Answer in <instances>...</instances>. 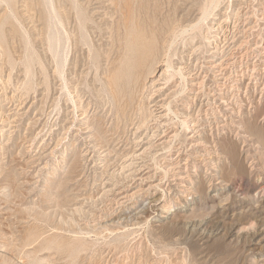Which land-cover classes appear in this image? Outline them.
Returning <instances> with one entry per match:
<instances>
[{
	"label": "rangeland",
	"instance_id": "obj_1",
	"mask_svg": "<svg viewBox=\"0 0 264 264\" xmlns=\"http://www.w3.org/2000/svg\"><path fill=\"white\" fill-rule=\"evenodd\" d=\"M75 1L83 7L92 1L90 15L87 13L93 19L92 26L95 21L101 25L108 20L113 27L107 29L108 25H103L100 32L94 24L90 32L76 31L73 42L66 44L65 71L69 69L71 92L75 91L73 84L86 63L96 62L101 72H106V55H101L98 47L102 46L103 51L111 47L110 39L124 18L122 8L127 3L133 20L137 19L139 9L143 13L157 11L162 16L173 12L176 6L185 27L198 24L190 29L195 42L186 48V56L195 58L196 66L205 61L203 45L209 44L199 34L211 37V41L217 40L214 46L218 52L212 64L223 66L214 68L216 75L211 82L217 109L212 119L216 126L213 132L219 138L226 136L228 144L235 146L238 161L232 164L221 157L218 161L219 157L215 156L214 165L217 164L219 171L206 163H198L196 170L192 168L194 159L189 157L194 152L182 149V163L190 158L189 167L198 178L194 184L199 195L191 196L183 206L175 203L170 213H163L165 218L154 212L160 208L158 205L142 214L141 210L149 206L150 200H172L170 194L176 189L172 186L177 177L172 173L166 176L162 168H174L172 159L177 158L179 149L171 152L148 149L139 156L147 145L133 149V138L138 136L133 135L139 122L137 114L133 120L135 125L129 127L128 133H123L121 124L119 133L111 136L115 127L112 122L107 126L110 149H83L84 138L76 141V149H64L70 139L78 138L75 130L81 118L75 106L77 92L64 89L65 82L52 63L55 38L49 33L50 24L54 25L55 21L44 0H16L12 8L0 0V114L4 113L0 117V264H264V176L262 182L256 175L264 168V154L256 148L258 144L237 138L240 120L246 125L250 121L255 124L247 115L251 107L247 106L250 103L247 94H254L257 101L260 99L259 109L252 111L264 112V99L260 95L264 86V0H117L118 9L109 0ZM58 4L74 7L72 0H60V3L58 0ZM216 5H219L218 12L213 13L210 18L213 22L208 23L212 29L206 22L199 23ZM76 19L75 15L72 31L77 28ZM220 24L222 28L217 30ZM77 39L83 50L76 49ZM197 48L200 50L195 52ZM28 70L33 75L27 76ZM94 71L87 72L86 77L94 78ZM162 83L159 81L160 87L155 90L164 87ZM81 88L88 93L86 104L91 103L89 119L97 124L104 114L98 109L99 100L88 83ZM90 95L93 98L88 99ZM238 95L246 103L241 112L236 104ZM224 97L229 105L223 103ZM172 118L177 124L171 131L179 132V121ZM221 124L226 128L220 127ZM259 124L264 131V121ZM64 127L67 138L56 147L66 133ZM154 131L142 130L141 136L148 142ZM161 136L152 138L157 145L165 140ZM134 151H137L134 157V166L139 168L137 175L134 170H122L121 166L125 156ZM252 163H255L253 167ZM210 172L223 176L227 184L210 188L206 181ZM137 176L146 178L142 184L144 190L151 185L159 187L150 190L147 197L139 196L135 201L119 205L110 189L127 185L134 192L141 180L135 184L130 180ZM164 190L171 193L164 195ZM201 221L205 222L206 229L197 226L198 231L192 233L193 225Z\"/></svg>",
	"mask_w": 264,
	"mask_h": 264
},
{
	"label": "bare ground",
	"instance_id": "obj_2",
	"mask_svg": "<svg viewBox=\"0 0 264 264\" xmlns=\"http://www.w3.org/2000/svg\"><path fill=\"white\" fill-rule=\"evenodd\" d=\"M2 1L5 2L9 8H12V5L16 2V0ZM32 1L38 2L39 0ZM109 1H111V4L115 9L119 8L117 0ZM44 3L49 8L48 12H50V17L55 21L54 25L50 24L49 33L50 36L55 38V44L53 45L54 50L52 49V63L56 64V72L60 74L62 81L65 82L64 89L68 90V92L70 93L77 92L76 97L78 98V100L75 102V106L78 110V116L79 118H81L79 120V123L76 124L75 130L78 138L75 140L70 139L68 143H65L63 148L68 149L70 147L76 149V141L79 138H84L85 142L83 144V149H110V141L107 140V136L110 131L106 130L107 126L112 122V126L115 127V132H112L111 136L119 133L121 124H123V133H128L130 131L129 127L131 125H135V122L133 120L134 115L137 114L139 122L135 125L137 128L136 132L133 133V135L138 136H135V138L132 137L133 140H135L133 149H137L139 147H141L140 149H143L145 148L144 146L147 145L145 151L143 150L144 152L142 154H139V156L144 155V153L147 152L148 149H166L168 150L167 152H171L174 149H179L177 158H175L174 160L172 159V165L174 168H169L168 166L163 168L161 167L165 171L166 176L172 173L177 177V180L175 179V184H173L172 186L174 188L176 187V189L173 190L172 194H170L171 192L164 190V195L170 194L172 200L168 201L166 199L162 200L159 198L152 201L150 200L149 206L141 210L142 214L149 212V210L153 208V205H158L160 206V208L155 209L154 212L156 214L161 213L157 214V216L165 218V213H170L173 210L175 203L176 205L178 204L183 206L184 203L187 204L188 201H190L191 196L193 197L199 195V189L195 188L196 184H194L195 182H198L196 180L198 178L194 175L195 173H192L190 169L191 167H189V159L191 157L194 159V162H192V168H196V170L198 168V163H206V166H211L210 168L214 170V167L217 165H214L215 162L213 161V157L215 156L219 157V159L216 157L218 161H220L221 157L225 158L226 162L230 161L232 164L237 163L239 153L237 152V149L234 148L235 146L232 144H228L226 136L223 138H219V136H216L215 134L216 131L214 130L215 132H213V129L216 126H213L214 124H212V119H214V115H216L215 112L217 109L214 106L216 103L214 101L215 99L212 93L213 90L211 89V82H213V75H216L214 68H220L221 66H223V64H212V58L215 57L214 54L218 52V47L214 46V43L217 42V40L211 41V37L199 34L202 41L209 42V44L203 45V54L205 56V61L201 63L202 65L197 63L199 65L196 66L194 64L195 58L190 59L189 55L186 56V52H188L186 48L191 46L195 42L196 38L195 36H192V34L190 33V29H194L198 24L196 26L192 25L185 27L183 22L179 20V9L176 6L173 12H168L167 15L163 14L162 16L158 15L156 13L157 11L153 14L150 13L149 10H145V12L143 13V11H140L139 9L137 19L133 20L134 18H132L130 13L132 11L131 8L127 5L128 3L125 4V6H123L122 8L124 9L122 10L124 13L122 22H118V29L114 35L112 34V32H110V34H112V37L110 39L111 47L108 49V51H103L102 46L98 47L100 54L106 55V60L108 62L106 72L102 73L101 66H97L95 64L96 62L92 64L86 63L84 65L85 69L80 72V75L77 76L73 84L75 91L71 92V88L68 85L69 69L65 71V68L68 65L66 44L69 41L73 42L74 38H76L77 36L75 32L78 30H81L83 33L88 31L90 32L95 24L98 25L96 27L100 29V32H102L103 25H108L107 29H111L113 27V23H109L108 20H104L102 21L103 24L100 25L96 24L97 21H95L93 22L92 26L91 21H93V19H90V17L87 16V13H89L90 15L91 11L89 5H91L92 1L88 2L87 7L78 6L75 0H72V3H74V7H68L67 4L64 6L59 5L58 0H44ZM217 8H219V5L215 6L212 13L204 14L202 19L199 20V23H210L212 21V19L210 18L213 13L217 11ZM43 11H46V9H44ZM217 12L214 14V16L217 15ZM53 13L54 15H52ZM143 14L145 16H143ZM75 15L77 16V19L75 20L77 28L72 31L71 26L75 19ZM208 27L212 29L210 24H208ZM221 28L222 27L220 24V27H218L217 30H220ZM217 35L218 34H216L214 37H216ZM75 42L76 49L83 50L80 46L79 40L77 39L75 40ZM197 49L195 52H198L201 48L198 50ZM209 58H211L210 61L208 60ZM227 60L230 59L226 58V61ZM78 65L79 61H77L76 67H78ZM201 69L203 70L201 71ZM89 71L96 72V76L94 78H87L85 74ZM222 74L223 73H220V75ZM29 75H33V72H31L30 70H28L27 73V76ZM102 75L104 77L100 78ZM252 76L253 75L251 74V77ZM156 77L158 79H155ZM159 81H163L162 84L164 87L155 90L156 87L160 85L158 84ZM4 83H6V81ZM87 83L93 95L96 96L99 100L98 109L101 111V113H104L98 118L97 124H95L96 122H92L89 119L88 113L91 107V103L88 102V104H86L87 100L85 101V98L88 93L83 88H81L82 86H84V84ZM150 83L152 84L150 85ZM165 88V93L158 94L161 93V91ZM170 89L173 90L172 94H166V92ZM255 89L257 90L256 86ZM247 95L249 96L248 100H250V103H247V106H251L249 108V112H247V115L248 117H250L249 120L252 119V122H255V124H252L250 121L248 125H246L242 120H240L238 125L241 131L238 132L239 136H237V138H239V140L242 138L245 139V143L252 142L256 145L258 144L256 148L258 147L259 152L264 154V131L262 129V126H260L259 124V122L261 123L264 121V112H253V108H257V110L259 109L260 99L259 101H257L256 98H254V94ZM260 95H262L264 99V86L261 89ZM238 96L239 97H237L236 104H238V107L240 108L239 111L241 112L242 109H245L243 108V106L246 105V103L245 100L240 97V95ZM91 97L92 95H90L88 99ZM228 102L229 101L226 98L223 101V103H227V105H229ZM230 109L236 111V109L234 107L232 108V106ZM165 111L168 113L162 116L159 115L160 112ZM239 111L236 112L239 114ZM251 111L255 114H253ZM3 115L1 113L0 117ZM172 117H175L179 121V132L177 129L171 131V129H175V125L177 124L176 122H174V119ZM220 127L226 128V125L221 124ZM133 129L135 130V128ZM145 129H150V131L151 129L153 131L155 130L154 134L151 135L150 141L148 142L145 141L146 138H143L141 136V131H145ZM63 130H65L66 133L63 137L59 138L56 147L59 146L60 143H63V141L67 138V128L64 127ZM132 132L133 130H131V133ZM156 132L158 133L156 134ZM172 133L173 135L170 136V134ZM159 136H161L160 139L165 140L157 145L155 139L153 141L152 138ZM157 141L160 142V140ZM177 142L179 143L176 144ZM243 147L244 146H241V150H244ZM182 149H189L195 154H189L190 158L186 159L187 161L185 164L182 163ZM136 152L137 151H134L132 155L127 154L125 156V162H122L123 165L121 166L122 170L130 172L134 170V174L137 175L139 174V168L136 169V166H134L136 164L134 162V160H136L134 159V157L137 156ZM249 155H251V153ZM254 156L256 158V154H254ZM261 156L262 155H260V158ZM153 157L155 156L153 155ZM257 159L259 160V158ZM157 164H159V161H157ZM254 165L255 163L251 164L252 167ZM214 171L219 170H216L215 167ZM209 174L210 175L208 176V179L206 178V181L208 180L210 188L212 186H214L213 188H215L218 185L224 186L227 184L226 180L223 179V176H218L217 173L213 175L212 172H210ZM256 175L258 177V181H262V176H264V168L261 169V171ZM163 179L164 178L161 179V182L164 181ZM139 180H141L140 185L137 186V190L135 189L134 192H132L127 185L123 186V188L110 189V191H112V195L114 196L113 198H115L114 200L119 205H123L124 203H128L129 201H135L139 196L147 197L148 193H150V190L154 189L155 187H159L158 185H151L148 189L144 190L142 184L147 180L146 178L141 176L134 177V179L130 180V182H134L135 184L139 182ZM118 197L121 198L118 199ZM163 213L165 215H163ZM120 219H122L121 221H123V218ZM204 223L205 222L202 223L201 221L199 224L193 225L194 230L192 229V233L198 231L197 226H201L202 228H204ZM205 229L206 228H204V230Z\"/></svg>",
	"mask_w": 264,
	"mask_h": 264
}]
</instances>
